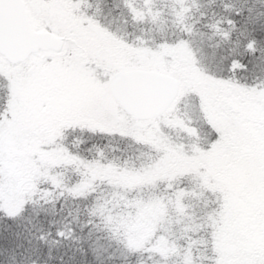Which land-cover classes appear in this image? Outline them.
<instances>
[{
  "label": "snow or ice",
  "instance_id": "snow-or-ice-1",
  "mask_svg": "<svg viewBox=\"0 0 264 264\" xmlns=\"http://www.w3.org/2000/svg\"><path fill=\"white\" fill-rule=\"evenodd\" d=\"M0 264H264V0H0Z\"/></svg>",
  "mask_w": 264,
  "mask_h": 264
},
{
  "label": "trees",
  "instance_id": "trees-1",
  "mask_svg": "<svg viewBox=\"0 0 264 264\" xmlns=\"http://www.w3.org/2000/svg\"><path fill=\"white\" fill-rule=\"evenodd\" d=\"M118 23V22H117Z\"/></svg>",
  "mask_w": 264,
  "mask_h": 264
}]
</instances>
